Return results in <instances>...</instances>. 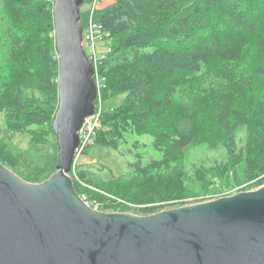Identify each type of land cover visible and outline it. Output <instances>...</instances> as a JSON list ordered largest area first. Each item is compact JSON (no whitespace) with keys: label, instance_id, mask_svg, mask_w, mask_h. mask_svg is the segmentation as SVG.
<instances>
[{"label":"trees","instance_id":"16d2710c","mask_svg":"<svg viewBox=\"0 0 264 264\" xmlns=\"http://www.w3.org/2000/svg\"><path fill=\"white\" fill-rule=\"evenodd\" d=\"M103 1L93 16L108 42L96 64L99 93L122 99L102 110L81 152L148 134L160 156L107 178L77 168L78 194L102 211L147 215L264 185V0ZM88 16L80 8L83 30ZM57 78L52 0H0V162L18 175L31 169L22 177L31 182L43 179L15 139L49 140ZM193 144L222 149L226 160L189 174Z\"/></svg>","mask_w":264,"mask_h":264},{"label":"water","instance_id":"95a60500","mask_svg":"<svg viewBox=\"0 0 264 264\" xmlns=\"http://www.w3.org/2000/svg\"><path fill=\"white\" fill-rule=\"evenodd\" d=\"M84 0H52L55 170L31 182L0 162V264H264V185L140 215L84 201L70 175L98 83Z\"/></svg>","mask_w":264,"mask_h":264},{"label":"rangeland","instance_id":"374dc122","mask_svg":"<svg viewBox=\"0 0 264 264\" xmlns=\"http://www.w3.org/2000/svg\"><path fill=\"white\" fill-rule=\"evenodd\" d=\"M108 2L109 0H107V3ZM90 3H83L80 8L87 9ZM100 6L101 4H96L95 8L91 9V14L89 16L93 18L95 11L99 9ZM95 48L98 52L104 53L108 48V44L105 40H96ZM121 99L122 96L120 95L111 97L107 102H104L102 96L98 92V98L96 99V107L98 112L101 113L105 107L119 104ZM42 128L43 129H41L40 132L45 133L47 131L45 126ZM48 138L49 140L46 142V144L40 146L30 143L29 135L27 133L18 134L15 139L18 146L23 149L27 158L34 164L32 171L36 172L43 180L48 178L49 175L55 170V136L52 134L51 136L49 135ZM126 141L127 142L120 145L119 150L94 145L89 148L86 154L81 152L76 157L71 176L75 175L76 169L81 167L90 169L96 176L100 178H107L109 176V170H111L114 175H120L128 172L130 169L129 164L135 162L137 159H140L142 163H145L151 158H158L160 156V153L153 148L151 143L152 137L148 134H129L126 138ZM225 160L226 156L222 149L208 148L205 145L193 144L187 147L185 154V168L188 173L191 174L194 173L195 169L198 167H208L217 163H222ZM17 171L21 177H25L31 172V169L20 167L17 168ZM217 185L225 188L224 190L226 191H233L236 189L229 188L226 182L224 183V181L222 182L220 180L217 181ZM218 194L219 193L215 195L209 194L206 196L198 195L194 199H191L190 203L200 202L198 200L204 201L223 195Z\"/></svg>","mask_w":264,"mask_h":264},{"label":"built area","instance_id":"2783aa9c","mask_svg":"<svg viewBox=\"0 0 264 264\" xmlns=\"http://www.w3.org/2000/svg\"><path fill=\"white\" fill-rule=\"evenodd\" d=\"M103 1L100 0H93L92 3H90L87 7L89 10V15L91 14V9H94L96 4H102ZM88 22L85 26V29L83 30V46L86 52L89 53L88 57L90 58L91 62L93 63L95 67L96 72V64L99 61V59L102 56L103 52H98L95 48L96 40H104L102 37V32L100 30V26L97 25L93 18L88 16ZM108 44V42H106ZM96 75V74H95ZM96 81L98 83V79L96 77ZM98 92H99V83H98ZM98 98V95H97ZM96 98V99H97ZM99 112L95 105L94 113L88 117H86L81 125L80 131H79V145L76 148V154L75 159L73 163V168L75 164V160L78 154L81 153L82 149L85 148L87 144H90L92 142V137L95 133L96 128L99 127ZM73 170V169H72ZM80 197L86 201L88 204H90L87 201L86 194H81ZM94 208L98 209L99 204L93 203L91 204Z\"/></svg>","mask_w":264,"mask_h":264}]
</instances>
